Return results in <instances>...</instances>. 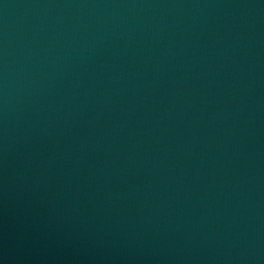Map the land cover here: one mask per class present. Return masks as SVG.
Instances as JSON below:
<instances>
[{"label":"water","instance_id":"water-1","mask_svg":"<svg viewBox=\"0 0 264 264\" xmlns=\"http://www.w3.org/2000/svg\"><path fill=\"white\" fill-rule=\"evenodd\" d=\"M0 264H264V0H0Z\"/></svg>","mask_w":264,"mask_h":264}]
</instances>
